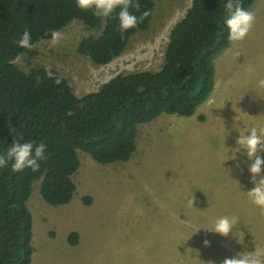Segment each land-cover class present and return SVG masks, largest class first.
Returning a JSON list of instances; mask_svg holds the SVG:
<instances>
[{"label": "rangeland", "instance_id": "374dc122", "mask_svg": "<svg viewBox=\"0 0 264 264\" xmlns=\"http://www.w3.org/2000/svg\"><path fill=\"white\" fill-rule=\"evenodd\" d=\"M154 2L150 27L135 34L123 55L108 65H96L78 52L83 38L100 34L78 20L60 31L56 45L41 41L16 64L27 73L45 67L64 76L78 97L118 75L159 71L171 31L193 0ZM250 12L254 21L248 35L216 57L214 92L194 116L163 114L140 125L137 151L126 163L103 165L79 152L81 167L72 176L77 191L68 205L47 204L41 181L34 184L28 202L35 248L31 264H188L182 257L187 249L198 251L204 264H222L245 249L264 253V215L243 192L253 187L250 161L242 154L226 160V148L236 147L238 135L264 128V90L256 87L264 79V0ZM249 65L255 69L251 73ZM258 155L264 158V150ZM193 192L194 208L188 203ZM224 215L237 217L234 232L243 234V245L232 234L195 233L199 227L211 230ZM74 232L80 237L77 246L69 243Z\"/></svg>", "mask_w": 264, "mask_h": 264}, {"label": "trees", "instance_id": "16d2710c", "mask_svg": "<svg viewBox=\"0 0 264 264\" xmlns=\"http://www.w3.org/2000/svg\"><path fill=\"white\" fill-rule=\"evenodd\" d=\"M256 1L239 0L248 11ZM225 2L193 0L171 31L159 71L118 75L98 91L78 97L62 75L45 67L23 71L16 60L30 50L15 41L28 29L36 45L49 40L53 30L78 20L100 33L83 38L78 52L96 65H108L123 55L135 34L150 27L154 0H132L129 11L139 22L123 37L119 7L101 18L78 9L74 0H0V152L13 138L46 145L39 169H0V264L32 263L33 214L28 202L36 182L41 181L47 204L68 205L77 191L72 176L81 167L79 152L103 165L129 162L137 151L140 125L163 114L192 117L210 98L216 86L215 59L231 44L223 26ZM79 240L74 232L69 243L77 246Z\"/></svg>", "mask_w": 264, "mask_h": 264}, {"label": "clouds", "instance_id": "9594fccd", "mask_svg": "<svg viewBox=\"0 0 264 264\" xmlns=\"http://www.w3.org/2000/svg\"><path fill=\"white\" fill-rule=\"evenodd\" d=\"M74 5L82 11L91 10L93 15L101 18L110 17L113 11L119 7L117 19L121 37L129 29L135 28L139 22L138 17L129 11V7L132 6V0H74ZM224 10L223 26L228 33L227 39L230 42L242 41L252 27L254 21L253 13L244 9L239 0H226ZM147 15L148 13H144V16ZM61 38L62 33L59 30H53L50 33V45H56ZM15 44L17 47L26 50H31L35 47L28 29L23 31L20 38L15 41ZM254 70L252 65H249L247 68V71L250 73ZM60 82L59 79L56 80L57 84ZM256 87L264 90V79H259ZM235 144V148H226V160H236L237 154H242L250 161L248 164L249 182L253 187L243 192L259 212L264 215V158L258 155V150H264L261 147L264 145V128L258 129L257 127H252L247 134L238 135ZM229 151L232 153L231 156L228 155ZM45 153L46 145L44 142L37 144L32 141H24L22 137L19 139L13 138L6 150L0 152V169L10 168L12 172H22L25 169L35 171L39 169L40 162L46 158ZM194 193L190 195L188 201L191 207H193L194 203ZM182 222L188 223L187 221ZM238 224V219L235 216H219L215 219L211 230L199 227L195 230V233L199 230H205L218 234L221 237H228L232 234L236 238L237 244L243 245V234L239 231L234 232ZM203 243L205 246L209 245L208 240H205ZM182 257L186 258L188 264H192V262L204 264L199 259V252L192 249H187ZM208 264H214V262L209 261ZM222 264H264V253L258 252L255 247L252 251L245 249L232 257L225 258Z\"/></svg>", "mask_w": 264, "mask_h": 264}]
</instances>
